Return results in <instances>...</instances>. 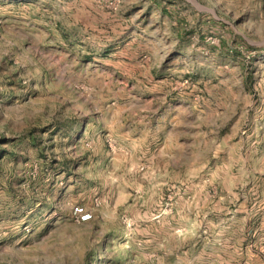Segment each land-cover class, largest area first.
I'll return each mask as SVG.
<instances>
[{"label":"rangeland","instance_id":"1","mask_svg":"<svg viewBox=\"0 0 264 264\" xmlns=\"http://www.w3.org/2000/svg\"><path fill=\"white\" fill-rule=\"evenodd\" d=\"M0 264H264V0H0Z\"/></svg>","mask_w":264,"mask_h":264},{"label":"built area","instance_id":"2","mask_svg":"<svg viewBox=\"0 0 264 264\" xmlns=\"http://www.w3.org/2000/svg\"><path fill=\"white\" fill-rule=\"evenodd\" d=\"M74 216L79 222L85 223L90 221L91 214H89L84 208L82 207H75L73 211Z\"/></svg>","mask_w":264,"mask_h":264}]
</instances>
